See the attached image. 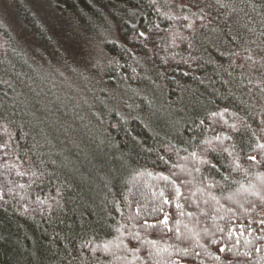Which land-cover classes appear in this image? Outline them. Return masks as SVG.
I'll list each match as a JSON object with an SVG mask.
<instances>
[{"label": "trees", "instance_id": "16d2710c", "mask_svg": "<svg viewBox=\"0 0 264 264\" xmlns=\"http://www.w3.org/2000/svg\"><path fill=\"white\" fill-rule=\"evenodd\" d=\"M55 1L113 106L0 29V264H264V0Z\"/></svg>", "mask_w": 264, "mask_h": 264}, {"label": "rangeland", "instance_id": "374dc122", "mask_svg": "<svg viewBox=\"0 0 264 264\" xmlns=\"http://www.w3.org/2000/svg\"><path fill=\"white\" fill-rule=\"evenodd\" d=\"M16 1L23 2L27 8H30V15L36 20L35 25L33 24L34 27L36 26V30L30 27L28 21H25L18 13L15 8ZM90 1L97 5L98 0ZM106 1L110 3L109 0ZM164 1L171 2L172 0ZM173 1L180 6L186 4V0ZM62 9L55 0H0V29L8 33L11 39L14 38L15 46L12 49L17 54L23 55L21 58L24 62H27L29 67L38 70L37 66L33 64V59L30 58L34 54L43 69L48 67L47 71L56 67L67 72L71 69L77 70L75 71L76 80H70L72 85L68 83L71 88L70 92L68 93L64 89L65 94L71 99L64 96L61 98V100H68V104L73 110L76 109L78 113H85L88 110L94 111V104L103 97L105 98V105L109 108L113 106L111 102L114 92L105 86L107 93L102 94V77L99 75L109 56L100 46L96 37H92L91 34V36H88L84 32L85 30L77 25L73 15L65 17L56 14V11L61 12ZM103 13L105 14V11ZM86 25L88 28L90 27V31L94 36L102 34V27L95 28L94 25L87 23ZM42 37L44 40L49 41L48 45H43L44 42H41ZM25 53L30 57L25 56ZM88 66L92 69L90 73L91 80L87 78L85 73ZM78 71H80V75ZM20 74L28 81L29 73L20 71ZM78 78L81 80H78ZM82 79L85 81L84 83L80 82ZM89 92H92V94ZM41 130L42 133L45 128L41 126ZM92 133L94 134L95 131ZM44 135L47 139L46 134H41V136ZM68 138L70 137L68 136ZM70 144L73 145V142Z\"/></svg>", "mask_w": 264, "mask_h": 264}, {"label": "snow or ice", "instance_id": "6c2138e0", "mask_svg": "<svg viewBox=\"0 0 264 264\" xmlns=\"http://www.w3.org/2000/svg\"><path fill=\"white\" fill-rule=\"evenodd\" d=\"M260 147H264V145H260ZM249 159H251V160H255L256 159V157L255 156H252V157H249ZM167 218H165V220H166ZM161 223H164V221H161ZM221 251H224V249H221Z\"/></svg>", "mask_w": 264, "mask_h": 264}, {"label": "bare ground", "instance_id": "6f19581e", "mask_svg": "<svg viewBox=\"0 0 264 264\" xmlns=\"http://www.w3.org/2000/svg\"><path fill=\"white\" fill-rule=\"evenodd\" d=\"M263 247V246H262Z\"/></svg>", "mask_w": 264, "mask_h": 264}]
</instances>
